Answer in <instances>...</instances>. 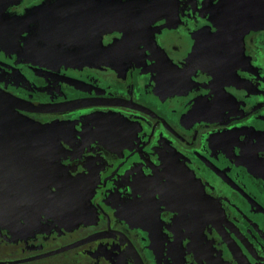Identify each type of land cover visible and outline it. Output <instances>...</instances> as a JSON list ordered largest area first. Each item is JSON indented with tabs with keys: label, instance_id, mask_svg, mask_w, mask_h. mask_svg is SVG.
I'll return each instance as SVG.
<instances>
[{
	"label": "flooded vegetation",
	"instance_id": "1",
	"mask_svg": "<svg viewBox=\"0 0 264 264\" xmlns=\"http://www.w3.org/2000/svg\"><path fill=\"white\" fill-rule=\"evenodd\" d=\"M47 1L0 7V89L26 104L19 112L97 122L103 136L80 168L114 159L82 217L44 212L35 229L23 218L0 223V264H264V0H58L110 12L84 16L92 30L68 31L102 35L90 63L44 60L43 46L29 47L39 33L31 12ZM129 3H142L137 27L151 24L158 38L131 63L120 41L107 45L126 17L113 6ZM77 17L62 20L80 28ZM198 44L189 66L171 63Z\"/></svg>",
	"mask_w": 264,
	"mask_h": 264
},
{
	"label": "rangeland",
	"instance_id": "2",
	"mask_svg": "<svg viewBox=\"0 0 264 264\" xmlns=\"http://www.w3.org/2000/svg\"><path fill=\"white\" fill-rule=\"evenodd\" d=\"M142 3H129L130 9H127L123 14V17L125 15L126 17L123 18L122 30L118 37L113 39L112 44H107L110 48L116 47L119 41L121 45H125L126 50L123 51L125 62L136 61L135 57L139 56L137 53L152 45L153 39L155 41L158 39L152 32L151 24L142 29L137 27L141 23L137 16L140 7L138 5H142ZM142 8L144 7L142 6ZM168 14L172 15V11ZM200 29L203 28L197 27L191 34V38H194L195 41L201 39L194 36ZM114 32L116 31L114 30ZM200 45L198 44L196 49L193 48L195 51L185 63L184 61L180 63L178 59L171 62L170 56L173 53L160 55L159 59L163 63L171 62L177 68L184 65L187 67L201 55ZM101 71L104 73L114 72L105 69ZM125 71L127 72V69ZM181 78V73L175 75L177 82ZM79 126L98 129L95 134H89L83 132V129L81 131L77 129ZM101 136L103 134L99 124L88 117L47 119L43 116L19 112L14 108L6 107L4 109L0 104V189H11L12 183L17 182L23 184V189L27 191L44 195L46 194L44 181L68 178L86 179L83 185L72 187L67 195L72 199L86 197L85 202L82 200L81 206L84 205L87 211L88 197L98 185L99 175L108 168L114 159L112 155H106L103 159L94 162L92 167L89 165H85L84 168L79 167L82 164L81 161L86 158L84 157L85 152L87 154L89 152L90 144H92L94 152H97ZM89 155L93 158L96 157L94 154L89 153ZM62 202L59 204L63 205L64 202ZM73 206L77 208V205ZM40 215H44V213H40ZM38 217L40 216L38 215ZM28 226L32 229L38 227L35 222H29Z\"/></svg>",
	"mask_w": 264,
	"mask_h": 264
},
{
	"label": "water",
	"instance_id": "3",
	"mask_svg": "<svg viewBox=\"0 0 264 264\" xmlns=\"http://www.w3.org/2000/svg\"><path fill=\"white\" fill-rule=\"evenodd\" d=\"M11 2H13V0H0V7H2L3 5H8ZM43 8L44 10L39 7L31 12L30 16L33 17V19H38L37 21H34V24L36 25V27H38L39 33L38 35L34 36V38L36 39L34 42L30 43L29 47L32 48L35 45L37 47L43 46L45 58L44 60L47 59L57 63H90L94 62L96 60L95 58L102 54L101 52L93 50L94 45H102V35L96 33L92 36L84 34H81L79 36H71L69 35L68 31L75 32L76 29H81V31H84L86 28H90L89 26H83L84 21L86 23V20H83L84 16L92 17L91 20H94L95 18L99 19L98 17L100 15L110 14V12H107L108 10H106V5L96 4L81 8V6L64 4L63 2H59L58 0H55L54 2L52 0H49L44 3ZM70 10H75V14L81 17L76 18V21L79 24L81 23L80 28H77L76 25H66L64 23L65 19L62 20L64 15H67ZM113 10L114 12H117L118 15H123L126 13V9H121V6L119 5H114ZM42 14H44V18H42ZM71 14H74V12L72 11ZM121 19L122 18L120 17V19L117 21H111L113 25V28H111V30L119 29L118 25L122 23ZM104 28L106 27L104 26ZM4 39L5 37H0V40H2L3 42ZM68 43L71 45L70 47H68ZM104 53L106 54V56L110 55V52ZM29 54L33 55V53L30 52ZM0 102L4 109L6 107L15 108L18 105H26L24 102L15 98L4 89H0ZM33 106L37 110L43 109V106L41 104H34ZM180 173H186V171L184 170ZM189 173L190 172H187V174ZM173 182H171L172 185ZM174 183L177 184V182ZM187 183L189 184L188 181ZM74 186L73 182H70L66 179H50L48 181H44V187L46 189V194L44 195L27 191L23 189V184L17 182L12 183L11 189H0L1 225L15 222L19 224L22 218L26 219L29 222H35L39 219L38 215L46 211L52 212V214L56 215H77L82 217L86 213L85 206H81V200L83 199L81 197L72 199L67 195ZM60 202H62L63 205H60ZM66 204L67 206H65ZM72 204L77 205V208H75Z\"/></svg>",
	"mask_w": 264,
	"mask_h": 264
}]
</instances>
